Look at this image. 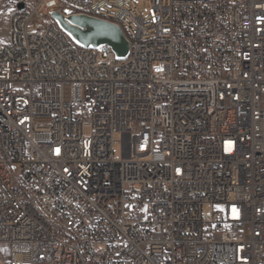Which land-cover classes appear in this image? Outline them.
I'll return each mask as SVG.
<instances>
[{"label": "built area", "instance_id": "built-area-1", "mask_svg": "<svg viewBox=\"0 0 264 264\" xmlns=\"http://www.w3.org/2000/svg\"><path fill=\"white\" fill-rule=\"evenodd\" d=\"M144 1L0 0V264H264V0Z\"/></svg>", "mask_w": 264, "mask_h": 264}, {"label": "water", "instance_id": "water-1", "mask_svg": "<svg viewBox=\"0 0 264 264\" xmlns=\"http://www.w3.org/2000/svg\"><path fill=\"white\" fill-rule=\"evenodd\" d=\"M18 8L23 10L24 5L19 4ZM50 16L58 28L77 45L93 49L106 45L117 58L126 56L128 43L118 26L86 16L66 17L58 12H52Z\"/></svg>", "mask_w": 264, "mask_h": 264}, {"label": "rangeland", "instance_id": "rangeland-1", "mask_svg": "<svg viewBox=\"0 0 264 264\" xmlns=\"http://www.w3.org/2000/svg\"><path fill=\"white\" fill-rule=\"evenodd\" d=\"M135 2V5L138 9V11L140 12V14L142 16H145L146 15V3L144 0H134ZM8 39V24L7 22H4L2 24V26L0 27V42L1 43H5ZM117 152L118 150L116 149V155H117ZM204 212H208V208L205 207L204 208ZM0 254L2 255V259L3 261H6L7 260V254H8V251H7V248H1L0 249Z\"/></svg>", "mask_w": 264, "mask_h": 264}, {"label": "snow or ice", "instance_id": "snow-or-ice-1", "mask_svg": "<svg viewBox=\"0 0 264 264\" xmlns=\"http://www.w3.org/2000/svg\"><path fill=\"white\" fill-rule=\"evenodd\" d=\"M235 211V210H234Z\"/></svg>", "mask_w": 264, "mask_h": 264}]
</instances>
